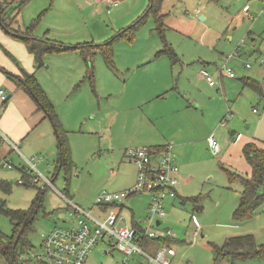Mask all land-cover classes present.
Wrapping results in <instances>:
<instances>
[{
  "label": "rangeland",
  "instance_id": "374dc122",
  "mask_svg": "<svg viewBox=\"0 0 264 264\" xmlns=\"http://www.w3.org/2000/svg\"><path fill=\"white\" fill-rule=\"evenodd\" d=\"M73 1L77 2L29 0L15 23L23 28L41 14L33 27L35 36L55 37L61 42L71 38V33L82 31V37L92 34L96 38L86 43L89 46L107 42L112 59V64H108L97 50L90 63L92 77L87 75L85 61L76 51L73 52L77 56L49 53L44 65L34 69L35 77L55 109L72 164L68 172L65 168L56 171L57 136L50 120L40 122L23 145V140L13 139L19 151L11 150L7 144L6 153L1 154L5 161L0 162V181H7L10 189L5 191L0 187V204L22 210L29 208L34 198L41 197L28 234L30 246L22 256L23 264H39L35 256L42 252V234L57 225L68 224L67 200L96 211L98 194L123 190V186L135 178V164L124 156L125 149L161 140L176 129L186 133L187 139L197 138L192 145L173 150L177 164L178 160L186 161L185 169L193 176L191 183L181 188L180 196H198L199 199L198 205L182 204L181 197L174 203H165V216L155 230L169 229L173 234L169 246L174 248L175 255L169 257L170 264H230L228 259L214 263L209 246V243L221 245L230 236L252 234L257 243L264 244V198L250 218L235 221L232 213L242 187L239 181H230L228 174L251 175L242 153L244 144L255 142L264 149L263 130H259L257 123L264 108V64L257 63L260 58L264 59V0H163L164 29L158 32L153 16L148 15L127 36L121 35V31L139 19L145 9L135 15L132 9L124 10L123 5L107 11L105 4L98 0L91 3L83 0V5L70 7ZM245 5L249 16L243 9ZM80 23L83 27L78 29ZM97 36L104 37L97 39ZM10 41L15 38L0 25V45L8 48ZM166 48L176 54L175 61ZM234 50L238 53L233 54ZM75 57H78L79 67L71 60ZM249 62L251 66L246 68L245 63ZM201 69L211 74L216 87L220 81L222 88L209 87ZM250 74L257 75L254 77L261 84L263 94L244 88L233 99V92L227 90L226 85L237 86L240 78ZM156 88L163 92L158 98L142 99ZM4 93L6 97L8 92ZM252 108L256 111L252 112ZM222 121L225 126L221 125ZM230 130L240 136L236 143ZM210 134L215 135L220 145L218 154L209 150L204 139ZM47 135L49 140H46ZM27 160L43 177L52 180L55 189L46 187L40 191L42 179L36 185L17 183L23 177L21 164L24 161L26 168ZM5 162L13 167H4ZM148 202V193L123 199L120 216L124 219L118 226L137 222L142 228L147 227ZM0 230L7 235L11 233V222L1 212ZM162 246L158 240L148 239L143 249L153 254ZM107 248V244L99 242L87 264H111L124 259L115 249L105 252ZM0 264H3L1 256ZM127 264L153 263L132 254ZM235 264H264V258Z\"/></svg>",
  "mask_w": 264,
  "mask_h": 264
},
{
  "label": "built area",
  "instance_id": "2783aa9c",
  "mask_svg": "<svg viewBox=\"0 0 264 264\" xmlns=\"http://www.w3.org/2000/svg\"><path fill=\"white\" fill-rule=\"evenodd\" d=\"M245 13L249 16L247 7L245 8ZM237 53L238 51L234 50L233 54ZM257 63L264 64V59L260 58ZM250 66V62L245 63V67L249 68ZM223 68H225V65ZM201 74L209 85L217 84L211 74L205 69L201 70ZM228 74L230 77L233 76L230 70H228ZM5 99L4 90L0 89V105ZM253 111L256 110L253 109ZM228 112L230 113V111ZM225 124V121L221 122L222 126ZM4 140L9 144L11 150L19 151L16 143L6 137H4ZM208 143L213 154L220 152V145L214 134L209 135ZM124 156L136 166V179L133 185L125 190L103 191L98 194L95 204L97 207L103 208L100 212L86 210L71 200H67L70 209V217L68 222H66L68 224L57 225L42 234V252L35 256L39 263L87 264L92 250L102 241L108 246L105 252L111 253L115 249L124 256L123 260L115 261L111 264H127L132 254L141 255L153 264H170L169 257L175 255L173 247L163 245L157 248L153 254H149L142 248L140 240L173 236L169 229L164 232L155 230V227L162 223L157 225L156 221L161 220L165 216V203L170 199H175L177 196L179 166L174 156L173 146L165 144L160 149L146 146L130 147L125 150ZM0 158V162L5 161V158ZM27 163L25 168L23 161L21 169L27 172L29 176L27 180L23 177L18 179L17 183L36 185L42 179L43 185L40 189L44 190L46 187L54 188L52 180L43 177L37 172L34 164L29 160H27ZM3 166L13 167L7 162L3 163ZM59 193L63 196L61 192ZM138 193H148L150 195L147 216L148 226L143 228L142 231H138L132 226H118V222L124 219L120 216L123 199ZM105 204L113 206L107 208ZM192 220L197 226L198 223L194 217H192Z\"/></svg>",
  "mask_w": 264,
  "mask_h": 264
},
{
  "label": "trees",
  "instance_id": "16d2710c",
  "mask_svg": "<svg viewBox=\"0 0 264 264\" xmlns=\"http://www.w3.org/2000/svg\"><path fill=\"white\" fill-rule=\"evenodd\" d=\"M28 1L29 0H0V25L7 34L15 39L21 40L26 45L27 50L33 56L36 67L39 68L44 65V59L47 54L63 51L71 47L45 36H35L33 33V27L41 14L28 26L22 28L15 25L21 9ZM162 2L163 0H149L145 12L131 26L122 30L121 35L127 36V34L133 30L135 31L137 24L142 22L148 15L153 16L155 29L158 32H161L164 29V14L161 13ZM106 43L96 46L94 45V47L89 46L88 44L74 46L75 48H78L83 60L88 65L87 75L89 77L93 76L90 61L97 50L104 55L108 64H112L111 47L107 46ZM166 51L170 58L175 61L176 54L170 48H166ZM7 75L17 84V86L24 88L30 93L36 101L38 108L43 110L45 115L50 119L57 136V158L55 161V169L58 171L65 168V171L68 172L72 164L69 147L65 138L62 136L53 105L42 90L35 74L23 71L22 76L10 73ZM243 83L246 87L252 89L259 95L263 94L262 86L258 81L251 78H245L243 79ZM5 103L6 100L0 105V108H2ZM161 147L162 146H155L156 149H160ZM242 153L251 167V175L249 177H241L238 174L231 172L228 173L230 181L237 180L241 183L242 187L238 205L232 213V217L236 221H241L252 216L255 209L264 198V149L259 147L255 142H249L243 145ZM28 176L29 174L23 170V178L27 180ZM25 185L28 186L29 184ZM0 187L5 191L10 189V185L7 181H0ZM39 190L43 192L42 189ZM40 191L39 193L42 194ZM259 191H261L262 194L257 196ZM198 199V196L185 197L182 199L181 203L185 204L187 202H192L198 205ZM40 204L41 197L34 198L30 207L22 210H12L6 207L4 203L0 204V212L7 216L11 222V233L9 235L0 230V256L2 257L3 264H23L24 258L22 256L30 246L28 234L32 230L35 214ZM110 206L113 205L105 204V207L107 208ZM196 208H199V206ZM132 227L138 231L143 230L137 222L132 223ZM170 238V236L144 238L140 240V244L142 248H144L148 245V239H154L158 240L161 245L169 246L171 241ZM209 246L213 251L214 263L228 259L230 263L235 264L238 261L247 259L264 258V244L257 243L252 234L230 236L226 238L221 245L209 243Z\"/></svg>",
  "mask_w": 264,
  "mask_h": 264
},
{
  "label": "crops",
  "instance_id": "0c3cea01",
  "mask_svg": "<svg viewBox=\"0 0 264 264\" xmlns=\"http://www.w3.org/2000/svg\"><path fill=\"white\" fill-rule=\"evenodd\" d=\"M82 1L83 0H77V2L73 1V2L69 3V6L74 7L75 5H79V3H81L83 5ZM84 1H86L88 3L92 2V0H84ZM98 1H99L98 3L105 4V8L107 9V11L108 10H112V11L116 10L120 6L123 5L125 7L124 10L132 9L134 11L135 15L139 14L144 9L146 10V8L149 4V0H98ZM115 2H116V4H114ZM246 7L248 9L247 5H245L243 9H245ZM120 10H122V9H120ZM80 27H83L81 23H80V26L78 29H80ZM78 29H75V30H78ZM83 34L84 33L82 31L80 33H71V35H70L71 38H69L67 40H61V42L59 39L54 37L53 40H56L60 43L68 42V44H66V45H69L71 47L69 49L59 51L58 53L66 54V56H77L73 51H76L78 53H80V52H79L78 48H75L74 46H77L80 44H86V43H88V41H96V38H94V36L92 34H90L89 37H87V36L82 37ZM99 37H104V36H97V39ZM49 39H51V38H49ZM97 41H101V40H97ZM22 43H20V41H17L15 39V41H10L8 48H5L2 45H0V86L4 87L3 88L4 91L8 92L7 96L10 95V97L8 99H6V103L4 104V106L2 108H0L2 110L0 113V143H2L0 146V157H1L2 152L6 153L5 149H7V147H8V145H7L8 143L4 140V137L8 138V140H10L12 142H14L13 139H15V140L19 139V142L21 140H23L21 142L22 143L21 145H23L24 140H26V141L29 140L26 137L40 122H42L44 120H50L45 115L44 111L41 110L40 108H38L36 101L30 95V93L27 90H25L24 88L17 86V84L12 79H10L7 75L8 73H10L13 75L22 76L23 71L36 74V71L34 70L36 65H35L33 56L27 50L26 45L24 43H23L24 45H22ZM32 60H33V63H32ZM71 60L75 63V65L77 67H79L78 57H75L74 59H71ZM91 61H92V59H91ZM91 61H90V63H91ZM23 64H25L26 66H24ZM85 65H86V70H87L88 65L86 64V62H85ZM91 66H92V64H91ZM32 71H34V72H32ZM92 71H93V68H92ZM86 73H87V71H86ZM250 75L249 76H243L242 78H240L239 79L240 83H238L237 86H233L232 83H229L228 85L225 84L227 86V90L229 88L231 90V92H233V94H232L233 99H235L236 95H238L240 92L242 93L244 88H248L244 85L243 79L251 78V79L258 81L254 77L255 74H250ZM255 76H257V75H255ZM231 78H233V77H231ZM123 83H126V80L123 81ZM207 84L211 88L215 87L216 90H219L222 88L220 81H219V85L217 87H216V85H209L208 82H207ZM230 86H233V87H230ZM0 89H2V88H0ZM248 89H250V88H248ZM42 90L44 91L43 88H42ZM216 90H215V92L217 93ZM250 90H252V89H250ZM156 91H158V93ZM160 91H162V90H160V88H156L155 92H151L150 94L144 96V98H142V99H144V100L148 99L149 101L154 100V99L158 98L161 93H163V92L160 93ZM45 94H46V92H45ZM46 96L48 97L47 94H46ZM145 97H147V98H145ZM48 99H49V97H48ZM196 109H198V106L195 107V110ZM253 109H255V108H252V112H255V111H253ZM54 111H55V109H54ZM228 111H230V113H231L230 109H227V112ZM194 112H196V111H194ZM257 123H258V127H260L259 130H263V136H264V108H263L261 117L258 118ZM44 129H45V131L47 130L46 125L44 126ZM230 133H232V136L234 137L233 143H236L240 138L239 134H233L232 130H230ZM185 134L180 133L179 130L176 129L175 131H172V133L169 136H165V138H163L165 140H163V139L151 140L148 142V144H146L144 146L155 147V146H163L165 144H171L173 146V149H176V147L178 149L181 147L185 148L187 146L192 145L197 139L195 137L187 139V134L186 135ZM236 136H238V138H236ZM208 137H209V135L206 136V138H204L207 142H208ZM49 139H50V136L47 135L46 140H49ZM170 140H173L174 142L170 141ZM208 146H209V143H208ZM209 150H210V147H209ZM220 150H221V148H220ZM174 153H175V151H174ZM241 156H242V153H241ZM3 158H5V157H3ZM186 164H188V163L186 161H184L183 159L180 160V162L178 160L179 183L177 186V196L175 199L168 200L167 203H169V202L174 203L177 200V198L181 197L180 196L181 188L188 186L193 179L192 173L188 169H185L184 165H186ZM134 167H135V178H134L133 182H135V179H136V166L134 165ZM249 168L251 169L250 165H249ZM133 182L124 185L123 190H125V188L126 189L129 188ZM115 191H117V190H115ZM182 199H183V197H181V200ZM149 201H150V195H149ZM148 204H149V202H148ZM101 209H103V208L98 207L95 212H100ZM237 222H241V221H237ZM131 226H132V224H131ZM195 236H196V234H195ZM226 264H228V263H226ZM230 264H232V263H230Z\"/></svg>",
  "mask_w": 264,
  "mask_h": 264
},
{
  "label": "water",
  "instance_id": "95a60500",
  "mask_svg": "<svg viewBox=\"0 0 264 264\" xmlns=\"http://www.w3.org/2000/svg\"><path fill=\"white\" fill-rule=\"evenodd\" d=\"M200 18H202V17H200ZM9 97H10V95H8V96L6 97V99H8ZM6 99H5V100H6ZM261 194H262V192L259 191V192L257 193V196H259V195H261ZM161 222H162L161 220H158V221H156V224L159 225Z\"/></svg>",
  "mask_w": 264,
  "mask_h": 264
}]
</instances>
